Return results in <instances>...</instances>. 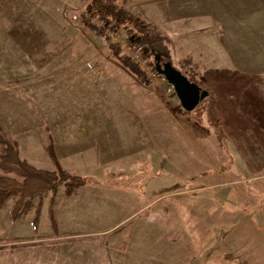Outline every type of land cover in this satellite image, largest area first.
<instances>
[{"label": "rangeland", "instance_id": "374dc122", "mask_svg": "<svg viewBox=\"0 0 264 264\" xmlns=\"http://www.w3.org/2000/svg\"><path fill=\"white\" fill-rule=\"evenodd\" d=\"M88 3L0 0V136L36 167L95 181L17 219L9 199L0 264H264V65L216 58L201 31L167 43L207 91L185 111L129 26L112 39L149 84L86 26ZM116 5L141 17L140 0Z\"/></svg>", "mask_w": 264, "mask_h": 264}, {"label": "trees", "instance_id": "16d2710c", "mask_svg": "<svg viewBox=\"0 0 264 264\" xmlns=\"http://www.w3.org/2000/svg\"><path fill=\"white\" fill-rule=\"evenodd\" d=\"M82 17L86 26L96 35L102 37L120 63L144 84L150 83V76L132 55L122 53L121 48L114 43L111 35L114 26H129L135 38L133 44L135 49L145 47L150 56L158 53L161 59L170 60L164 32L137 14L118 8L116 0H89ZM93 17L100 24L93 21ZM150 66L153 71H156L152 62H150ZM0 143L3 145L0 153V170L2 171L0 174V209L6 205L9 199H13V205L9 212L11 219H17L25 214L30 209L32 199L35 197L50 195L51 202H54L60 187L70 194L86 183L95 182L92 177L73 174L63 168L50 171L36 167L20 157L14 143L2 136H0Z\"/></svg>", "mask_w": 264, "mask_h": 264}, {"label": "crops", "instance_id": "0c3cea01", "mask_svg": "<svg viewBox=\"0 0 264 264\" xmlns=\"http://www.w3.org/2000/svg\"><path fill=\"white\" fill-rule=\"evenodd\" d=\"M140 3L141 17L160 28L169 44L188 42L191 37L187 35L203 32L214 45L216 58L254 61L236 64L241 66L264 65V0H140Z\"/></svg>", "mask_w": 264, "mask_h": 264}, {"label": "water", "instance_id": "95a60500", "mask_svg": "<svg viewBox=\"0 0 264 264\" xmlns=\"http://www.w3.org/2000/svg\"><path fill=\"white\" fill-rule=\"evenodd\" d=\"M154 67L157 73L164 76L172 85L173 90L185 111L195 109L200 101L207 95V91L188 79V77L175 67L170 60L161 59L158 53L153 55Z\"/></svg>", "mask_w": 264, "mask_h": 264}, {"label": "built area", "instance_id": "2783aa9c", "mask_svg": "<svg viewBox=\"0 0 264 264\" xmlns=\"http://www.w3.org/2000/svg\"><path fill=\"white\" fill-rule=\"evenodd\" d=\"M135 57H137L138 56V54H133ZM169 90H173V87H172V85L169 87ZM174 91V90H173Z\"/></svg>", "mask_w": 264, "mask_h": 264}]
</instances>
